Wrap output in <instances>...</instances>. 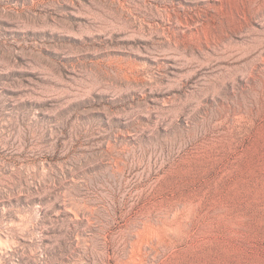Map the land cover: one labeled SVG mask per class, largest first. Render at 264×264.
<instances>
[{"label":"rangeland","instance_id":"rangeland-1","mask_svg":"<svg viewBox=\"0 0 264 264\" xmlns=\"http://www.w3.org/2000/svg\"><path fill=\"white\" fill-rule=\"evenodd\" d=\"M0 264H264V0H0Z\"/></svg>","mask_w":264,"mask_h":264}]
</instances>
